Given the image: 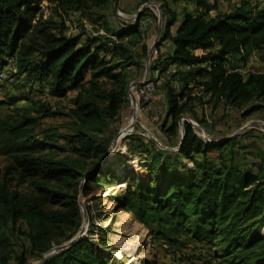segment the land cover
Returning <instances> with one entry per match:
<instances>
[{"label": "trees", "instance_id": "trees-1", "mask_svg": "<svg viewBox=\"0 0 264 264\" xmlns=\"http://www.w3.org/2000/svg\"><path fill=\"white\" fill-rule=\"evenodd\" d=\"M46 1L58 9L75 11L104 9L107 3ZM208 1L195 0V14L184 13L174 35L170 30L177 24V16L165 3L161 6L164 41L169 40L171 50L158 57L156 64L162 70L176 69L164 87L166 116L171 125L163 130L170 136H177L178 122L187 114L194 90L238 109L255 99H264V72L244 78L226 68L229 58L245 60L264 48V7L254 0H240L232 12L210 16L217 10V3ZM43 2L0 0V72L12 63L14 76L45 83L51 97L63 99L68 93L77 92L74 108L69 111L76 129L74 135L63 139H73L79 147L73 148L76 157H70L59 153L54 144L56 135L46 134L38 139L39 120L56 115L47 106L32 102L15 108L14 115L7 119H0V156L9 160L0 178V264H9L11 260L7 234L17 230L21 221L28 226L23 234L38 256L47 254L55 241L68 243L74 237L80 226L78 190L75 188L71 196L63 192L80 177H86L82 176L86 171L82 160H95V164L102 161L101 149L94 148V139L86 133L90 136L98 130H91L96 125L102 131L105 117L110 122L118 118L129 86L126 68L131 66L132 57L127 47L120 43L107 47L96 38L80 44V37L66 36L57 23L44 19ZM137 35L138 27L134 25L112 36L121 41ZM195 50L203 54L195 55ZM109 54L118 61L107 60ZM176 81L181 84L179 91L173 85ZM13 102L8 101L10 105ZM30 111L36 116L32 117ZM182 136L174 164L180 165L181 160L191 168L183 166L182 173H167L166 162L161 169L158 167L155 179L145 185L135 184L119 196V205L139 223L152 227L151 238H161L170 246L178 247L179 238L185 236L214 248L215 256L223 264H264L263 174L239 171L225 163L229 159L222 154L233 139L204 141L189 123L183 124ZM214 153L218 163L210 160L209 155ZM60 196L68 199L63 209H55L50 204L57 205L54 200ZM16 260L18 264H27L24 253L17 255ZM44 264L107 263L81 237Z\"/></svg>", "mask_w": 264, "mask_h": 264}, {"label": "rangeland", "instance_id": "rangeland-1", "mask_svg": "<svg viewBox=\"0 0 264 264\" xmlns=\"http://www.w3.org/2000/svg\"><path fill=\"white\" fill-rule=\"evenodd\" d=\"M194 1L107 0L104 9L91 7L80 11L58 9L55 4L46 0L41 5L44 19L57 23L64 35L80 37V44L87 39L96 38L107 47H111V43H120L131 53V66L126 68L129 78L126 103L118 118L110 122L105 117L102 131L96 125L91 130H98L90 136L86 133L94 139V148L98 146L101 149L103 159L101 162L99 159L96 164L95 160H82V166L86 167L82 176L86 177H80L73 187L63 192L71 196L75 188L78 190L80 226L74 237L82 232L81 237L92 244L95 253L102 256L107 264H223L215 256L214 248L205 242L181 236L180 245L174 247L161 238H151L152 227L139 223L134 215L126 213L118 203V197L125 195L131 186L145 185L149 180L155 179L158 167L161 169L166 162H169L167 173H182L184 167L191 168L189 163L181 160H178L180 165L174 164L178 159L176 151L184 123H189L196 135L207 142L219 143L233 139L231 145L227 146V151L222 154L229 159L225 163L239 171L255 174L261 172L264 176V99H255L243 109H238L224 101L217 102L209 95H202L200 90H194V99L187 106L188 112L178 122L177 136H170L163 130L171 125V120L166 116L164 87L170 82V75L176 69L170 67L162 70L163 67L156 64L158 57L171 50L169 40L164 41L165 20L161 6L165 3L177 16V24L170 30L174 35L183 14H195ZM254 1L264 7V0ZM208 2L212 4L213 0ZM239 2L240 0H216L217 10L212 11L210 16L230 13ZM134 25L138 27L136 37L117 41L112 36ZM143 47L147 50L143 51ZM194 54L200 56L203 53L196 50ZM254 54L245 60L240 58L237 67L229 66L227 70L238 69L244 78L251 73H263L264 48ZM106 57L107 60L118 61L111 58L110 54ZM157 66L160 67L158 70L155 69ZM14 68L10 63L0 72L3 73L0 74V119H7L14 115L15 108L29 106L32 102L47 106L56 115L39 120L36 127L38 139L42 140L46 134H54L57 136L54 144L60 149L59 153L76 157L73 148H78L79 143L63 138L74 135L76 129L69 111L74 108L73 100L77 92H70L63 99L51 97L45 83L16 77ZM203 79L205 78H199L200 81ZM149 82H153L154 91L144 89ZM173 85L179 91L181 84L176 81ZM192 85L193 81L189 88ZM141 90L148 92L149 99L141 95ZM10 99L14 101L12 105L8 103ZM253 107L255 110L251 111ZM30 115L36 116L31 111ZM209 157L218 163L216 153ZM8 161L0 156V178ZM67 199V196H60L54 200L57 205H50L55 209H63V203ZM16 229L7 234L11 246L9 264H18L16 256L20 253H24L27 264H44L67 243L55 241L49 254L38 256L32 252L26 234H23L28 230L27 224L21 221ZM261 234H264V229Z\"/></svg>", "mask_w": 264, "mask_h": 264}, {"label": "built area", "instance_id": "built-area-1", "mask_svg": "<svg viewBox=\"0 0 264 264\" xmlns=\"http://www.w3.org/2000/svg\"><path fill=\"white\" fill-rule=\"evenodd\" d=\"M253 56L255 55L254 53L252 54ZM229 68V66H227ZM227 68V69H228ZM236 72H241L240 70H235ZM231 72V70L229 71ZM243 72V71H242ZM0 74H3V73H0ZM2 77V75H1ZM144 89H146L147 91L151 92V91H154V86H153V82H149L147 85L144 86ZM147 91H143L141 90V95L145 96L146 99H149L148 98V92Z\"/></svg>", "mask_w": 264, "mask_h": 264}, {"label": "water", "instance_id": "water-1", "mask_svg": "<svg viewBox=\"0 0 264 264\" xmlns=\"http://www.w3.org/2000/svg\"><path fill=\"white\" fill-rule=\"evenodd\" d=\"M181 139H183V136L181 137ZM81 235H82V232H80L77 236H75L74 238H72L68 243H66L65 245H63L62 247H60L55 254H58L61 251L65 250L66 248H68L71 245H73L79 238H81ZM47 254H49V253H47Z\"/></svg>", "mask_w": 264, "mask_h": 264}, {"label": "crops", "instance_id": "crops-1", "mask_svg": "<svg viewBox=\"0 0 264 264\" xmlns=\"http://www.w3.org/2000/svg\"><path fill=\"white\" fill-rule=\"evenodd\" d=\"M196 51V50H195ZM199 51H201V50H199ZM202 52V51H201ZM229 60L231 61L230 62V64L229 63H227V66H238L239 64H238V61H240V57H231V58H229ZM226 68H228V67H226ZM204 80V79H203Z\"/></svg>", "mask_w": 264, "mask_h": 264}]
</instances>
